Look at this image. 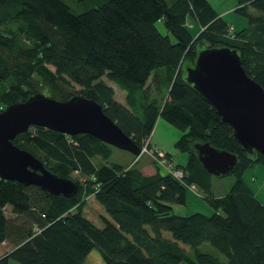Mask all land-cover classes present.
<instances>
[{
	"label": "trees",
	"instance_id": "1",
	"mask_svg": "<svg viewBox=\"0 0 264 264\" xmlns=\"http://www.w3.org/2000/svg\"><path fill=\"white\" fill-rule=\"evenodd\" d=\"M79 1L86 9L73 13L62 0H0V112L35 93L56 101L79 96L99 104L139 148L160 118L181 132L173 146L186 159L173 166L182 178L154 162L152 175L108 165L111 147L100 141L31 126L13 139L15 147L59 178L77 172L86 180L65 198L0 179V245L9 247L0 264H82L91 250L105 264H264V206L242 179L246 169L264 165V156L245 154L184 79L199 50L228 48L264 89V0H237L234 11L246 22L238 32L208 0ZM189 16L200 28L195 36ZM195 143L236 157L223 196L214 197ZM189 186L210 215L173 214ZM203 244L217 255L202 252Z\"/></svg>",
	"mask_w": 264,
	"mask_h": 264
},
{
	"label": "water",
	"instance_id": "2",
	"mask_svg": "<svg viewBox=\"0 0 264 264\" xmlns=\"http://www.w3.org/2000/svg\"><path fill=\"white\" fill-rule=\"evenodd\" d=\"M184 79L231 129L234 141L245 154L264 156V89L245 74L234 50H199L193 66L184 70ZM31 126L68 137L87 135L134 157L140 153V148L92 100L72 96L56 101L35 93L24 102L9 105L0 112V179L35 187L51 196L70 198L77 186L51 174L31 154L12 144ZM192 150L212 177L228 175L236 164L233 154L207 143H195Z\"/></svg>",
	"mask_w": 264,
	"mask_h": 264
},
{
	"label": "rangeland",
	"instance_id": "3",
	"mask_svg": "<svg viewBox=\"0 0 264 264\" xmlns=\"http://www.w3.org/2000/svg\"><path fill=\"white\" fill-rule=\"evenodd\" d=\"M73 13H80L86 9L84 3H81L79 0H62ZM167 3L170 0H165ZM210 6L216 11V13L222 18L224 22L231 28V31L238 32L241 29L245 28L246 22L244 18L234 11L236 8L237 0H208ZM187 23L191 24L188 26V30L191 35L195 36L200 28L194 22V20L189 16L187 18ZM156 28L159 32L163 33V29L159 23L156 24ZM112 89L115 93V98H121L122 91H120L115 85L111 84ZM40 94V93H38ZM45 96L44 94H41ZM48 97V96H46ZM50 98V97H49ZM52 99V98H51ZM3 106V105H1ZM5 109V108H4ZM3 109V110H4ZM181 132L169 125L162 119H157L154 127L149 136V141L154 149L163 150L165 153L169 154L172 159L173 165H183L185 162V154L178 152L174 148V142L180 137ZM141 154V155H140ZM138 158L130 155L127 152L117 150L115 148L110 149V156L105 162L108 165H119V166H132L134 168H139L143 165L152 167L151 162L155 163L154 156L150 155L151 153L147 151L140 153ZM96 165L102 164L99 159L94 161ZM162 168V167H161ZM160 169V168H159ZM161 170V169H160ZM162 171V170H161ZM264 165L261 163H256L250 168L246 169L242 174V179L244 184L247 186L248 191L250 190L253 196L264 206ZM69 180L82 185L86 180V177L80 173L73 172L69 176ZM233 178L231 176H221L213 177L211 179V190L213 195H224L228 192ZM172 212L175 215L187 216L193 213H200L202 215H210L212 213L211 208L203 201L200 192H192L186 190L185 192V204L181 206H173ZM3 213L6 217L12 216L10 214V208L5 207ZM9 247L7 244L2 243L0 245V254ZM202 252L210 253L217 255L216 252L210 248L207 244H203L200 247ZM5 253V251H4ZM219 257V256H218ZM10 264H17L10 261Z\"/></svg>",
	"mask_w": 264,
	"mask_h": 264
},
{
	"label": "built area",
	"instance_id": "4",
	"mask_svg": "<svg viewBox=\"0 0 264 264\" xmlns=\"http://www.w3.org/2000/svg\"><path fill=\"white\" fill-rule=\"evenodd\" d=\"M148 142H149V140H147L145 142V144L140 148V153H143V152L148 150V152L151 153L150 155H153L155 157L154 158L155 164L157 165L158 168H160L164 173L169 174L174 179L181 180V178H182L181 171L178 169H175L173 164L170 162V160L165 159L163 152H161L158 149H154V148L148 149L147 148ZM188 188L191 190H194L193 186H189Z\"/></svg>",
	"mask_w": 264,
	"mask_h": 264
},
{
	"label": "crops",
	"instance_id": "5",
	"mask_svg": "<svg viewBox=\"0 0 264 264\" xmlns=\"http://www.w3.org/2000/svg\"><path fill=\"white\" fill-rule=\"evenodd\" d=\"M111 88H112V87H111ZM113 91H114V90H113ZM114 94H115V93H114ZM121 95H122L121 98H119V99H116V98H115V100H116L117 102H119L120 104H123V94H121ZM149 144H150V141H149ZM150 146H154V145H151V144H150ZM160 151H162L163 153H165V152H164L163 150H161V149H160ZM170 162L172 163V159H171V157H170ZM150 163H151V165H152V162H151V161H150ZM138 170H139L140 173L143 174V175H152V174L155 172V169H154L153 165H152L151 168L148 167V166L143 165V166L139 167ZM212 178H213V177H212ZM211 185H212V184H211ZM211 189H212V188H211ZM186 190H190V191H192V192H195V191H196L195 189H194V190H191V189H189V188H187ZM221 196H223V195H214V197H221ZM172 207H173V206H172ZM4 251L6 252L7 249H5ZM4 251H3L2 254H0V256L4 254ZM82 264H105V263L103 262V260H102V258H101V256H100V254L98 253V251H96V250H91V251L86 255V257H85V259H84V261H83Z\"/></svg>",
	"mask_w": 264,
	"mask_h": 264
},
{
	"label": "bare ground",
	"instance_id": "6",
	"mask_svg": "<svg viewBox=\"0 0 264 264\" xmlns=\"http://www.w3.org/2000/svg\"><path fill=\"white\" fill-rule=\"evenodd\" d=\"M138 157V156H137Z\"/></svg>",
	"mask_w": 264,
	"mask_h": 264
}]
</instances>
